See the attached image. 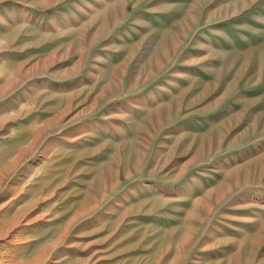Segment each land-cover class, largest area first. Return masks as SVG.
<instances>
[{"label":"rangeland","instance_id":"374dc122","mask_svg":"<svg viewBox=\"0 0 264 264\" xmlns=\"http://www.w3.org/2000/svg\"><path fill=\"white\" fill-rule=\"evenodd\" d=\"M0 264H264V0H0Z\"/></svg>","mask_w":264,"mask_h":264}]
</instances>
